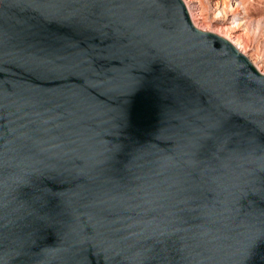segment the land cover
<instances>
[{"label": "water", "instance_id": "obj_1", "mask_svg": "<svg viewBox=\"0 0 264 264\" xmlns=\"http://www.w3.org/2000/svg\"><path fill=\"white\" fill-rule=\"evenodd\" d=\"M0 264H264V75L183 0H0Z\"/></svg>", "mask_w": 264, "mask_h": 264}, {"label": "rangeland", "instance_id": "obj_2", "mask_svg": "<svg viewBox=\"0 0 264 264\" xmlns=\"http://www.w3.org/2000/svg\"><path fill=\"white\" fill-rule=\"evenodd\" d=\"M187 5L186 1L183 0ZM189 6L200 8L207 24L212 26L222 20L219 10L221 0H187ZM235 1H243L244 6L236 11ZM229 6L228 21L224 25L232 26L244 34L240 41L243 50L257 64L264 63V0H225ZM188 8V5H187ZM192 19V18H191ZM232 22V24H231Z\"/></svg>", "mask_w": 264, "mask_h": 264}, {"label": "bare ground", "instance_id": "obj_3", "mask_svg": "<svg viewBox=\"0 0 264 264\" xmlns=\"http://www.w3.org/2000/svg\"><path fill=\"white\" fill-rule=\"evenodd\" d=\"M185 1L188 5V10L192 18V22L198 30L202 32L214 34L231 43L234 47L237 48V50L240 53H242L244 56H246L249 59V61L262 75H264V63H262V65L255 63V61H253V59H251L250 56L247 55V52H245V50H243L242 48L240 41L244 40L245 37L244 34H242L240 30L232 26L224 25V23L228 21V15H229V11H228L229 6L226 4L225 0H221L219 2V10H220L219 13L222 14L223 18L222 20L216 22L212 26V28L207 24V20L204 18L201 9L190 7L189 2L187 0ZM235 2L236 3L233 7L235 8L237 7L236 11L240 10L241 7L244 6L243 1H235Z\"/></svg>", "mask_w": 264, "mask_h": 264}]
</instances>
